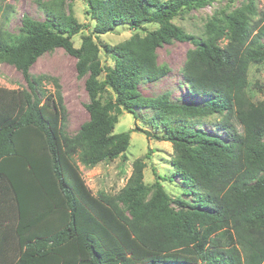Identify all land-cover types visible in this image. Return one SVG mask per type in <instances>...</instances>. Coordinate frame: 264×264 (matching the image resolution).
<instances>
[{"label": "trees", "instance_id": "obj_1", "mask_svg": "<svg viewBox=\"0 0 264 264\" xmlns=\"http://www.w3.org/2000/svg\"><path fill=\"white\" fill-rule=\"evenodd\" d=\"M63 1L38 3L45 22L24 17L17 34L0 30V62L20 71L27 84L18 100L23 112L12 123L0 126V166L22 158L26 168L33 170L24 132L35 129L43 136L57 188L70 211L62 229L27 243L25 249L44 256L70 242L76 231L74 194L63 182L56 139L39 109L44 93L39 84L49 78L28 75L40 56L60 48L77 59L78 75L88 73L84 81L88 120L76 137L65 136L62 123L59 127L67 160L74 167L78 160L92 168L122 156L129 136L113 133L121 109L134 115V108L149 106L165 134H144L171 143L172 164L195 193L190 202L172 199L156 181L153 193L147 194L141 159L133 162L132 173L119 193H97L96 199L126 227L138 246L154 254L180 253L195 258L197 264H264V99L253 102L247 91L250 64L264 62V13L253 22L255 12L249 3L223 21L211 19L205 37L199 39L184 33L172 19L183 8H204L211 0H84L95 22V34L103 35L121 25L138 28L152 22L159 27L114 46H99L87 35L75 48L71 39L83 25L72 14L61 12ZM173 40L193 46L184 52L181 70L192 94L206 99L202 106L172 102L169 93L156 98L139 93L142 81L153 82L166 75L167 68L157 64L156 51ZM222 41H226L224 45ZM100 48L115 59L113 66L101 64ZM109 90L114 97H103ZM55 94L58 108L64 112L60 92ZM214 115L219 118L214 129L223 133V138L191 128ZM39 195L38 212L44 204L43 194ZM16 213L32 218L19 209ZM79 264H99L92 248L88 247V258ZM145 264L186 263L152 260Z\"/></svg>", "mask_w": 264, "mask_h": 264}, {"label": "rangeland", "instance_id": "obj_2", "mask_svg": "<svg viewBox=\"0 0 264 264\" xmlns=\"http://www.w3.org/2000/svg\"><path fill=\"white\" fill-rule=\"evenodd\" d=\"M50 2L51 0H0V30L17 34L24 17L40 23L45 22L46 15L38 3ZM249 3H252L255 12L251 20L256 22L264 13V0H211L204 8H183L172 19V23L187 35L203 39L205 26L211 19L223 21L233 10L242 9ZM87 10L84 0H64L61 5L62 13L72 14L76 21L83 25L80 33L71 39L75 48L80 47L83 36L91 35L99 46H114L130 40L134 35L144 37L148 32L159 27L152 22L144 23L138 28L121 25L99 35L93 33L95 22L90 18ZM225 42L222 41L221 45ZM192 48L189 43L174 40L158 48L157 64L167 68L168 71L159 80L142 81L138 86L141 96L156 98L169 93L172 102L202 106L206 99L192 94L181 70L184 52ZM98 58L105 66H113L115 60L107 56L102 48ZM76 61L77 59L63 49L56 48L40 56L28 72L30 77L49 78V80L43 79L39 84L44 91L40 97L39 109L56 139L63 182L74 194L75 236L67 244L41 257L25 249L27 243L48 237L62 229L67 224L70 214L52 174L51 159L43 136L30 128L24 132L26 134L24 140L25 151L33 165V170L26 168V161L22 158H16L12 163L0 166V173L2 172V176L0 175V264H79L81 260L88 258V247L94 251L99 264H145L152 260L197 264L195 258L180 253L154 254L144 251L133 240L126 227L96 199L97 193L110 195L119 193L130 177L132 164L136 159H141L145 166L142 173L143 184L149 191L147 194L153 193L156 181L172 199L190 202L192 194H195L172 164L174 152L171 143L164 139L147 138L144 134V132L157 136L165 134L164 128L154 120L149 106L134 108V115L121 109L113 133H125L129 136L127 149L122 156L100 162L92 168L85 167L78 160H76L77 166L74 167L65 157L60 145V124L62 123V133L65 136L76 137L80 126L88 120L85 105L89 99L84 87L88 73L78 75L75 69ZM247 78V91L251 100L253 102L263 100L264 62L250 64ZM99 79L102 80V75ZM26 87L27 84L20 71L5 62H0V126L12 123L18 117V113L23 112L22 102L18 103V100ZM56 91L60 92L64 112L58 108ZM108 94L114 97L110 90L104 93L103 97ZM218 119L215 115L207 117L191 125V128L223 138V133L214 129V122ZM39 194H43L44 199L40 212L38 211L41 206L37 207V202L41 201ZM17 208L21 214L32 218H21L20 214L16 213Z\"/></svg>", "mask_w": 264, "mask_h": 264}]
</instances>
